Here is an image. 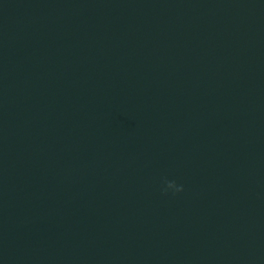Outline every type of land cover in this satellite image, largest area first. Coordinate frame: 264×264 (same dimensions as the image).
Returning a JSON list of instances; mask_svg holds the SVG:
<instances>
[{
  "label": "water",
  "instance_id": "obj_1",
  "mask_svg": "<svg viewBox=\"0 0 264 264\" xmlns=\"http://www.w3.org/2000/svg\"><path fill=\"white\" fill-rule=\"evenodd\" d=\"M0 264H264V0H0Z\"/></svg>",
  "mask_w": 264,
  "mask_h": 264
},
{
  "label": "clouds",
  "instance_id": "obj_2",
  "mask_svg": "<svg viewBox=\"0 0 264 264\" xmlns=\"http://www.w3.org/2000/svg\"><path fill=\"white\" fill-rule=\"evenodd\" d=\"M184 187L182 185H178L175 181L165 179L163 181L161 191L164 195H168L169 192L173 194H179L184 192Z\"/></svg>",
  "mask_w": 264,
  "mask_h": 264
}]
</instances>
